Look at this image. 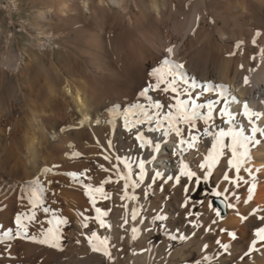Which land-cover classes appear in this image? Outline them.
I'll use <instances>...</instances> for the list:
<instances>
[{
	"label": "bare ground",
	"instance_id": "obj_1",
	"mask_svg": "<svg viewBox=\"0 0 264 264\" xmlns=\"http://www.w3.org/2000/svg\"><path fill=\"white\" fill-rule=\"evenodd\" d=\"M22 1L29 10L24 17L28 26L21 25L18 32L12 29V23L7 22L5 30L0 28V35L5 33L3 38L6 39L0 41V222L6 226L20 211L17 201L20 186L38 176V169L43 166L58 163L62 166L61 171L92 168L93 182H99L105 174L96 170L93 161L106 162L94 155L99 149L93 146L92 131L103 143L106 129L103 120L107 119L105 107L137 102L139 92L150 82L147 73L158 58L166 55L164 49L169 45H175L174 59L184 63L189 79L223 83L241 104L247 100L250 107L264 111V105L259 103L264 100V57L260 55V49L264 48V0H226L212 5L208 0H17L18 11ZM4 12L9 20L14 19L9 8ZM196 16L200 17L198 27ZM210 19L213 22H209ZM193 28H197L195 34H192ZM10 31L12 36L9 37L7 33ZM257 31L261 36L254 47L251 40ZM237 41H243L238 49L234 47ZM16 42L19 52L12 51ZM225 42L231 52H235L234 56L225 55ZM249 68L255 71L250 72ZM245 76L250 81L247 86L243 83ZM151 94L167 103L164 97ZM239 107L232 105L235 111ZM85 116L92 118V127L59 131ZM96 117L103 118L99 127L95 125ZM112 139L113 151L121 155L129 152L132 141L122 129L113 131ZM69 143L84 153L83 157L66 158L64 153L72 151L67 147ZM174 147L175 138L172 137L154 164L147 166L149 171L152 168L175 171L178 161L171 155ZM199 150L203 153L205 145ZM254 152L255 164L260 166L264 162L261 159L264 148ZM200 158L192 151L185 155V162L197 170ZM220 174V171L215 173L217 182ZM40 179L59 180L64 186H54L55 197L50 192L45 193L47 206L71 220V225L63 229L64 237L68 238L64 240V250L17 240L11 248V255L0 250V264H109L105 258L91 254L80 235L86 230L81 229L76 213L85 209L90 211L82 189L75 184L68 187L71 182L65 176L49 174ZM259 179L257 194L250 205H240L241 212L253 207L264 208V174ZM220 184L223 188L222 181ZM109 187L117 192L122 184H110L108 191ZM170 191L171 185L165 195ZM180 191L177 189L169 200L164 201L158 191L145 200L142 189L139 203L148 208V216L153 214L152 209L163 204L169 218L172 214L177 218L182 216L177 224L169 219V227L183 229ZM239 195L246 198V188L242 187ZM53 199L57 203L53 204ZM129 204L132 206L133 202L129 201ZM100 206L107 208L111 205L101 202ZM205 207L200 211L205 213L204 219L207 220L214 214ZM121 215L119 208H114L110 214L114 226L111 235L114 237L122 234L116 227L121 222ZM37 216L47 228L46 214L41 211ZM132 224L130 220L129 226ZM137 226L141 227L138 239L132 243L125 239L123 251H113L114 264H194L193 261L188 263L193 251L198 253V259L202 255L198 237L171 242L175 244L171 250L164 235L161 234L158 241H151L153 232L143 231L147 225ZM219 226L235 229L243 237L236 242L233 256L226 258L231 264H264V249L239 261L238 256L246 250L250 230L240 225L233 210L228 211ZM39 227L37 224L32 231ZM92 227L101 236L108 234L107 230L96 225ZM187 231L190 233L191 228ZM220 238L228 241L226 235ZM77 239L82 245L75 243ZM114 242L121 247L118 240ZM220 264H225V260Z\"/></svg>",
	"mask_w": 264,
	"mask_h": 264
},
{
	"label": "snow or ice",
	"instance_id": "obj_2",
	"mask_svg": "<svg viewBox=\"0 0 264 264\" xmlns=\"http://www.w3.org/2000/svg\"><path fill=\"white\" fill-rule=\"evenodd\" d=\"M199 20L200 17L196 16L197 27ZM209 22L213 21L210 19ZM196 30L197 28H193L192 34ZM260 36L259 31L253 36L251 43L254 47ZM242 44L243 41H237L234 47L238 49ZM164 52L166 55L158 58L155 66L147 73L150 82L139 92L137 102L128 106L113 104L105 107L107 119L103 120L106 126L104 142L102 143L95 131L91 133L93 146L99 149L94 155L106 162L93 163L96 164V170L105 175L98 183H94L92 168L61 171L62 166L58 163L39 168L38 176L20 186L17 197L20 211L14 214L11 224L6 226L0 222V250L11 255V248L17 240L37 243L58 251L64 250L63 229L71 225V220L46 204L45 193L50 192L55 197L57 193L54 186L64 187L59 180L40 179L49 174L54 177L65 176L71 182L68 187L75 184L82 189L90 211L85 209L76 213L80 218L81 229L86 230L80 235L87 242L90 253L105 258L109 264L115 262L114 250L123 251L125 239L130 243L138 239L137 233L141 231V227L137 224L147 225L143 231L164 235L170 242L169 248L171 242H185L198 237L202 245V255L194 264H220L221 260H225V264H231V260L226 258L233 256L236 242L243 237L235 229L219 226L224 219L223 214L228 210H233L240 225L250 230L246 250L238 256L239 261L242 262L251 253L264 249V208L253 207L247 212L239 210L241 204L247 206L253 201L257 194L259 177L264 174V162L256 166L254 152L264 148V111L250 107L247 100L241 104L223 83L189 79L184 71V63L174 59L175 45H169ZM228 55L234 56L235 52ZM260 55L264 57V48L260 49ZM240 67L243 69V65ZM249 71L255 69L249 68ZM243 83L249 85L248 76L243 78ZM151 93H155L156 97H164L167 103L154 98ZM259 103L264 105V100ZM234 104L240 105L238 111L233 110ZM102 119L95 118L97 127L101 126ZM86 126L92 127V118L88 116L77 119L72 126L62 127L59 131L79 130ZM116 129H122L132 141L126 154L113 151L112 133ZM172 137L175 138V147L171 149V155L178 161L175 171L165 172L156 168L149 171L147 166L154 164L158 154ZM201 145H205L203 153L199 150ZM67 147L72 151L64 153L66 158L83 157L84 153L75 150L74 144L69 143ZM192 151L201 157L196 165L197 170L185 162V155ZM261 159L264 161V157ZM217 171L221 174L217 178L218 182L213 185L212 178ZM110 184H122V187L117 192L108 191L107 186ZM169 185L171 191L165 195ZM242 187L246 188V198L239 195ZM140 188L143 189L145 200L155 196L158 191L164 201L169 200L180 189L179 208L183 210L185 222L183 229L169 227V216L165 213L163 204L152 209L151 216L146 215L149 210L139 203L136 194ZM116 196L122 202L119 205L114 199ZM205 200L208 210L214 214L207 220L204 219L205 213L199 210ZM126 201L133 202L130 235L126 227L129 225V204ZM101 202H107L111 206L102 207ZM52 203L57 201L53 199ZM117 207L125 211L119 217L121 222L116 225L122 234L114 237L111 235L114 226L110 214ZM41 211L46 214L49 225L47 228L43 227L37 216ZM37 224L40 225L39 229L32 231ZM92 225L107 230L108 234L101 236ZM189 227L190 233L187 231ZM222 235L228 237L227 242L220 238ZM208 237L212 239L209 240ZM115 240L119 241L121 247H117ZM75 243L82 245L80 239Z\"/></svg>",
	"mask_w": 264,
	"mask_h": 264
},
{
	"label": "rangeland",
	"instance_id": "obj_3",
	"mask_svg": "<svg viewBox=\"0 0 264 264\" xmlns=\"http://www.w3.org/2000/svg\"><path fill=\"white\" fill-rule=\"evenodd\" d=\"M209 1V4L210 5H212L213 3H219V4H222L223 2H225L226 0H208ZM220 1V2H219ZM25 2H23L22 1V5H21V9H19V11H18V6H19V4H18V2H17V0H2V2L0 3V28H2V30H5L6 29V25H8V23H12L13 25H12V29L13 30H16V31H18V32H20L21 31V25H27L28 26V22L26 21V19L24 18V17H26V15L29 13V10H28V8H27V6H26V4H24ZM24 4V5H23ZM6 8H9L10 10H11V12L12 13H14V19H10L11 20V22H10V20H9V18H8V15H7V13H5L4 12V10H6ZM21 16V17H20ZM8 22V23H7ZM227 28H225V32H227ZM7 35L10 37V36H12V32L10 31V33L8 32L7 33ZM3 37H5V33H3V34H1L0 35V41H3V42H5V38H3ZM227 44L228 43H224V45H223V49H225L224 50V53H225V55L226 56H229L228 54H229V52H231L232 50H231V48H230V46L228 45V47H227ZM227 48H230V49H227ZM229 50V51H228ZM12 51L13 52H19V46H18V44H17V42L14 44V46H13V49H12ZM212 183H213V185H215L216 183H217V181H216V179H215V175H214V177L212 178ZM109 189V191H113L114 192V190L113 189H111L110 187L108 188ZM111 189V190H110ZM140 192H142V188H140V189H137V195H138V197H139V195H140ZM168 195V194H167ZM152 198V197H151ZM198 198V197H197ZM114 199H116L115 201H116V204L117 205H119L120 203H122V202H120V200H119V198H118V196H116V197H114ZM118 199V200H117ZM128 202V204H129V201H126V203ZM206 209H208L207 208V200H205V203H204V205H203ZM117 208H119V207H117ZM119 210H120V212L122 213V214H124V209H122V208H119ZM200 210V209H199ZM115 211H116V209H115ZM229 211V210H228ZM228 211H227V213H226V215L224 216V217H226L227 216V214H228ZM127 212H128V216H129V221L131 220L130 219V216H131V206H130V204H129V208L127 209ZM146 215H147V213H146ZM181 217L182 216H179L178 218L176 217V215H174V214H172L171 216H170V221H172L173 222V224H177L178 223V221L181 219ZM127 228H129V227H131V226H129V225H127L126 226ZM147 227V226H146ZM128 235H130V228H129V233H128ZM160 235L161 234H157L156 232H153L151 235H150V237H151V241H158V240H160ZM66 240H68V238H65ZM65 240V241H66ZM130 246V248L132 249V245H129ZM173 248H175V244H173V243H171V250L173 249ZM198 253L196 252V251H193V254L188 258V263L189 262H191V261H193V263H194V261L196 260V259H198Z\"/></svg>",
	"mask_w": 264,
	"mask_h": 264
},
{
	"label": "water",
	"instance_id": "obj_4",
	"mask_svg": "<svg viewBox=\"0 0 264 264\" xmlns=\"http://www.w3.org/2000/svg\"><path fill=\"white\" fill-rule=\"evenodd\" d=\"M223 215H225V214H223Z\"/></svg>",
	"mask_w": 264,
	"mask_h": 264
}]
</instances>
